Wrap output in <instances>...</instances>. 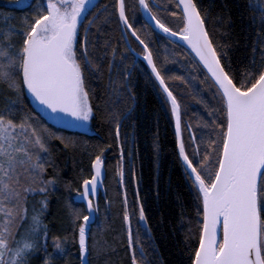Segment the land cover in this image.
<instances>
[{
	"label": "snow or ice",
	"instance_id": "obj_1",
	"mask_svg": "<svg viewBox=\"0 0 264 264\" xmlns=\"http://www.w3.org/2000/svg\"><path fill=\"white\" fill-rule=\"evenodd\" d=\"M27 6L28 0H8L4 5L12 10ZM246 6L254 38L242 73L233 69L228 46L210 34L206 27L209 13L198 0H175L179 12L170 15L182 25L176 30L154 11L160 6L153 0H135L131 8L126 0H113L111 9L99 0H36L19 27L7 23L14 19L10 12H0V19L7 24L0 27V264H53V253L48 251L49 228L43 222L48 193L57 183L55 176L46 178L48 167L54 164L49 145L52 139L65 148L74 143L70 137L47 129L38 132L37 118L21 114L26 95L65 128L87 129L101 112L120 152L116 174L123 185L125 156L136 180L131 161L138 154L139 95L133 73L141 64L146 65L145 86L159 97L161 108L174 120L176 157L183 164L196 209L198 246L190 254V264H264V0H246ZM137 12L144 18L145 29H150L146 38L134 27L139 22L134 18ZM113 21L120 31L117 47L105 31ZM153 33L165 40V52L172 37L177 38L171 41L177 48L183 41L194 53L187 78L167 75V55L158 66L161 58L154 56L150 47ZM133 40L141 51L132 46ZM105 60L107 95L94 105L88 81L101 72ZM201 71L203 79H198ZM170 81L187 86L196 82L192 98L208 117L199 127L207 137H197L192 124L183 121L187 104ZM125 127L131 132H125L121 140ZM184 132L188 134L187 146ZM152 146L158 153V130L153 133ZM105 150L101 148L92 159L91 174L83 177L76 189L74 199L85 205L87 214L69 206L70 239L69 235L52 239L61 256L65 244L77 245L80 264H90L93 250L98 256L103 254L88 241L93 214L99 212L94 201L103 183ZM37 194L43 197L36 202L40 207L34 204L29 212V198ZM122 208L132 264H145L141 235L146 233L151 239V229L139 187L131 210L126 194Z\"/></svg>",
	"mask_w": 264,
	"mask_h": 264
},
{
	"label": "trees",
	"instance_id": "obj_2",
	"mask_svg": "<svg viewBox=\"0 0 264 264\" xmlns=\"http://www.w3.org/2000/svg\"><path fill=\"white\" fill-rule=\"evenodd\" d=\"M33 1V0H32ZM8 0H0V12L11 13L14 19L8 24L20 26L21 18L29 14L31 5L23 9H7L4 5ZM159 6H164L167 13L159 14V8H155L158 16L170 27L176 30L181 27L179 20L171 17V12H179L175 8V0H154ZM135 0H126V5L131 8ZM202 10H207L209 19L206 27L215 40L228 46V57L231 60L234 70L241 73L248 65L251 55V45L254 38V30L250 27L249 17L251 12L246 6V0H198ZM113 0L109 2L111 9ZM130 18L133 13L129 11ZM139 22L134 23L142 38L150 29H145L143 17L136 13L135 17ZM0 27H7V24L0 19ZM105 31L112 39V46L117 47L120 38L119 27L115 21L106 26ZM159 33H153L154 43L150 44L154 56L161 58L168 56L167 63L169 76L188 77L192 67L193 55L186 47L180 44L177 48L169 38L167 40V52L164 51L165 40L157 39ZM132 46L139 52L140 47L133 40ZM124 47L120 45V51ZM111 53H109V59ZM119 58V53L117 59ZM146 65L141 64L139 71L133 73V81L136 84V91L139 95L137 112L139 114L137 129V150L138 154L131 163L135 166L136 180L132 179L129 172V160L124 159L125 177L124 183L118 182L116 167L120 162V152L111 134L108 123L105 122L101 112H97L96 118L91 121V130L70 129L63 125L56 124L39 110L32 102L31 96L26 95L21 108V114L32 115L37 118L35 126L37 131L47 129L49 132L65 138L70 137L74 143L65 148L56 139H52L49 148L53 166L48 167L46 178L56 177L57 183L51 186L47 197V209L43 214V222L48 225V251L53 253V264H80L78 246L65 244V255L61 256L59 251L54 250L53 237H64L69 235L70 217L69 206L81 210L83 214L85 205L76 202L74 197L76 189L79 188V181L89 176L90 164L101 148L106 149L103 155L105 161L106 178L104 190L100 192L96 201L99 212L93 214L94 222L89 225V245L92 249H102L103 254L97 255L91 251L89 256L90 264H132V253L127 246L126 229L122 220V201L127 195L129 209L133 207L136 199V190L139 187L141 201L144 203L147 223L151 229V239L148 234L142 233L141 243L144 245L145 264H190V254L198 246V224L196 222V209L189 187V181L182 162L176 157V140L174 136V120L166 115L161 108L159 97L145 86L143 72ZM186 71V72H185ZM185 72V73H184ZM192 75H197L192 72ZM198 79H203L202 71ZM109 82L108 61L105 60L102 70L95 76L89 78V87L93 90L92 102H102L106 97ZM196 85V82H192ZM174 91L182 93V99L187 104L183 121L192 124L193 131L197 137L205 136L206 132L199 130L202 121L208 119L204 107L198 105L192 98L194 88L183 85L181 81H170ZM205 88L206 86H201ZM211 94L209 93V96ZM2 104V101H0ZM183 107V106H182ZM19 119V117H17ZM158 130L160 149L158 153L153 151V133ZM125 132H131L130 128H122L121 140ZM187 132L184 137L187 146ZM109 145L111 147L109 148ZM191 152V148H188ZM43 197L39 194L32 196L28 201V209L31 212L33 205L39 209L36 203ZM107 202H110L107 203ZM183 213V222L181 214ZM133 229L137 225L136 217L132 219ZM70 239V235H69ZM137 259H140L137 249Z\"/></svg>",
	"mask_w": 264,
	"mask_h": 264
},
{
	"label": "water",
	"instance_id": "obj_3",
	"mask_svg": "<svg viewBox=\"0 0 264 264\" xmlns=\"http://www.w3.org/2000/svg\"><path fill=\"white\" fill-rule=\"evenodd\" d=\"M169 39H170V40H175V39H177V38L169 37ZM179 44H181V45H183L184 47H186L187 50H189V52L191 53V50L188 48V46H187L183 41H180ZM191 54H192L193 57L195 58L194 53H191ZM137 58H139V57H137ZM30 96H31V95H30ZM31 99H32V102L34 103V105H35L39 110H41V111H42L47 117L50 118V116H49L46 112H44V111L42 110V106H39L38 102L35 101L32 97H31ZM50 120H52V121L55 122L56 124L61 125L60 123H58L57 121H55V120H53V119H51V118H50ZM105 178H106V170H104L103 183H102V184L99 186V188H98V195L100 194L101 191L104 190V180H105ZM98 195H97V197H98ZM97 197H96V199H97ZM96 199H95V201H96ZM131 253H132V250H131Z\"/></svg>",
	"mask_w": 264,
	"mask_h": 264
},
{
	"label": "rangeland",
	"instance_id": "obj_4",
	"mask_svg": "<svg viewBox=\"0 0 264 264\" xmlns=\"http://www.w3.org/2000/svg\"><path fill=\"white\" fill-rule=\"evenodd\" d=\"M157 4H158V3H157ZM158 10H159L160 13H159V12H157V13H159V14H161V15L164 14V12L167 13V10L164 9V6H163V5H162L161 7H159ZM185 72H186V71H185ZM185 72H184V73H185ZM192 86H193V88L195 89L196 85L192 83ZM77 129H80V128H77ZM84 130H91V122L89 123L88 128H87V129H84Z\"/></svg>",
	"mask_w": 264,
	"mask_h": 264
},
{
	"label": "flooded vegetation",
	"instance_id": "obj_5",
	"mask_svg": "<svg viewBox=\"0 0 264 264\" xmlns=\"http://www.w3.org/2000/svg\"><path fill=\"white\" fill-rule=\"evenodd\" d=\"M34 1V0H33ZM32 0H28V5H30V3H32L33 2ZM109 2H110V0H99V4L100 5H104V4H107V5H109ZM157 4V3H156ZM161 7V6H160ZM154 11H156L155 9H154ZM137 59H139V58H137ZM183 119V118H182ZM184 120V119H183ZM185 122H187V121H185ZM192 131H193V129H192ZM194 132V131H193Z\"/></svg>",
	"mask_w": 264,
	"mask_h": 264
}]
</instances>
